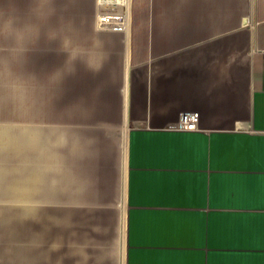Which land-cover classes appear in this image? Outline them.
Listing matches in <instances>:
<instances>
[{
    "label": "crops",
    "instance_id": "0c3cea01",
    "mask_svg": "<svg viewBox=\"0 0 264 264\" xmlns=\"http://www.w3.org/2000/svg\"><path fill=\"white\" fill-rule=\"evenodd\" d=\"M14 2L0 264H264V0Z\"/></svg>",
    "mask_w": 264,
    "mask_h": 264
},
{
    "label": "rangeland",
    "instance_id": "374dc122",
    "mask_svg": "<svg viewBox=\"0 0 264 264\" xmlns=\"http://www.w3.org/2000/svg\"><path fill=\"white\" fill-rule=\"evenodd\" d=\"M58 1V0H56ZM69 1V0H68ZM68 5V4H66ZM28 7L31 5L28 4ZM36 6V5H32ZM61 4L54 5V10L51 12H48L47 14H37L34 12L33 14L37 17H42L44 19H39L41 22H48L49 19H54V21H58L62 19L63 17L68 18H77L78 17V8L75 7V9L71 10H63L61 7ZM72 6V5H71ZM17 5L15 4L14 0H2L0 3V46L6 47L7 49H13L15 44V35H14V19H15V12H16ZM51 7H53L51 5ZM29 12V11H28ZM30 14L27 12H24V17H29ZM48 19V20H47ZM38 39L42 38L45 39V36H39Z\"/></svg>",
    "mask_w": 264,
    "mask_h": 264
},
{
    "label": "built area",
    "instance_id": "2783aa9c",
    "mask_svg": "<svg viewBox=\"0 0 264 264\" xmlns=\"http://www.w3.org/2000/svg\"><path fill=\"white\" fill-rule=\"evenodd\" d=\"M199 113L196 111H186L180 113L178 120L170 123L167 129L172 131H195L198 129Z\"/></svg>",
    "mask_w": 264,
    "mask_h": 264
},
{
    "label": "bare ground",
    "instance_id": "6f19581e",
    "mask_svg": "<svg viewBox=\"0 0 264 264\" xmlns=\"http://www.w3.org/2000/svg\"><path fill=\"white\" fill-rule=\"evenodd\" d=\"M104 1V0H103ZM106 1V0H105ZM108 1V0H107Z\"/></svg>",
    "mask_w": 264,
    "mask_h": 264
}]
</instances>
